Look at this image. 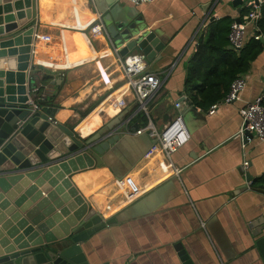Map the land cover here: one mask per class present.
I'll return each instance as SVG.
<instances>
[{
    "label": "crops",
    "instance_id": "obj_1",
    "mask_svg": "<svg viewBox=\"0 0 264 264\" xmlns=\"http://www.w3.org/2000/svg\"><path fill=\"white\" fill-rule=\"evenodd\" d=\"M10 1L16 15L20 12L16 1ZM233 2L154 0L139 7L128 0L38 3L40 20L34 24L29 70L34 87H40L45 97L31 93L30 101L38 111L55 110L53 119L72 129L77 142L91 143L88 153L109 145L102 157L105 166L78 172L71 179L90 208L113 219L81 244L91 263L182 264L177 248L181 244L193 264H264L257 246L264 236V188L257 184L264 178V144L255 136L251 142L238 136L240 110L264 96V51L243 76L247 85L239 100L221 105L213 115L193 107L185 87L190 60L210 23L240 18L247 4L244 0L236 7ZM109 3L140 20L165 44L148 64V72L163 82L149 101V117L161 132L181 112L191 134L190 142L170 158L147 133L137 134L149 119L138 111L131 92H118L124 77L116 66L118 50L103 15ZM0 15L6 16L4 11ZM95 24L103 25V34L91 32ZM8 60L0 57V72L8 71ZM46 102L50 104H40ZM103 169L112 182L126 180V194L133 190V198L126 195L128 202L109 215L100 210L98 198L106 201L111 195H104L96 182L86 193L75 181L77 175ZM38 180L41 177L28 181L17 197ZM6 212L0 209L1 215ZM254 223L263 230L260 236L253 234Z\"/></svg>",
    "mask_w": 264,
    "mask_h": 264
},
{
    "label": "water",
    "instance_id": "obj_2",
    "mask_svg": "<svg viewBox=\"0 0 264 264\" xmlns=\"http://www.w3.org/2000/svg\"><path fill=\"white\" fill-rule=\"evenodd\" d=\"M1 1L0 14L4 11L6 16L0 15V49L9 50L0 52V57L9 58V68L0 72V209L7 210L0 214V264H93L81 244L113 219L90 208L71 179L78 172L105 166L102 157L109 145L101 144L88 153L91 143L84 146L76 141L72 129L50 121H56L55 110L30 108L35 85L29 70L31 45L42 0H15L20 11L16 15L12 14L10 0ZM243 4V0L233 2L236 7ZM106 6L103 15L120 56L137 51L147 64L152 63L165 48L162 40L116 5ZM208 8L206 5L202 9ZM236 22L241 23V19ZM261 41L264 45V38ZM38 177L41 180L17 197L28 181ZM255 226L251 225L253 234L260 236L263 230ZM257 246L264 257V236ZM177 248L181 263L193 264L182 245Z\"/></svg>",
    "mask_w": 264,
    "mask_h": 264
},
{
    "label": "built area",
    "instance_id": "obj_3",
    "mask_svg": "<svg viewBox=\"0 0 264 264\" xmlns=\"http://www.w3.org/2000/svg\"><path fill=\"white\" fill-rule=\"evenodd\" d=\"M152 1L154 0H128V2L135 7ZM263 4L264 0H248L246 6H251L250 13L241 19V23H237L235 20L230 27L228 35L230 49L240 51L244 48L248 39V29H256V23L260 17V8ZM91 32L93 34H103V25L95 24L92 26ZM254 38L256 40H262V36L256 35ZM114 53L116 66L124 77V85L119 88L118 92H131L137 104L138 111L144 113L149 119L146 128L139 130L137 134L147 133L151 139L157 141L156 144L162 149L164 156L170 158L191 140V134L186 126L183 114L180 112L173 120L164 126L161 132H158L150 120L148 104L161 89L163 82L156 74L148 72V64L142 56L128 55L126 57H121L118 51L114 50ZM246 85V80L243 77L234 80L230 87L229 94L225 99L210 108V114L213 115L221 105H230L238 101ZM40 90V87H33L31 93L39 94L40 99H44L45 96L41 94ZM30 105L34 111L39 110L34 101H30ZM176 107L180 108L181 104H176ZM240 116L241 127L238 136L243 142H251L252 139L249 134H253L264 144V106L262 105V97H258L255 101L247 103L240 110ZM50 121L54 124H58L52 119H50ZM244 165L248 166V163L245 162ZM175 172L179 174L181 170L176 169ZM249 185H251V182H249Z\"/></svg>",
    "mask_w": 264,
    "mask_h": 264
},
{
    "label": "trees",
    "instance_id": "obj_4",
    "mask_svg": "<svg viewBox=\"0 0 264 264\" xmlns=\"http://www.w3.org/2000/svg\"><path fill=\"white\" fill-rule=\"evenodd\" d=\"M250 11L251 8L248 5L244 6L240 19H243ZM235 20L223 18L210 23L207 33L200 38L189 63L185 85L193 107L206 111L225 99L233 81L248 74L251 64L264 51L261 39L254 38L256 35L264 38V4L260 8L256 31L248 29V36L253 35L247 39L246 45L240 51L230 49L228 41L230 27ZM40 104L49 105L50 103ZM262 105L264 106V96ZM142 116L146 118L144 114ZM257 184L264 188V178Z\"/></svg>",
    "mask_w": 264,
    "mask_h": 264
},
{
    "label": "bare ground",
    "instance_id": "obj_5",
    "mask_svg": "<svg viewBox=\"0 0 264 264\" xmlns=\"http://www.w3.org/2000/svg\"><path fill=\"white\" fill-rule=\"evenodd\" d=\"M75 181L86 193L89 192L90 186L96 182L98 184L97 188L101 189L104 195H111L110 198L107 199L108 201H105L102 197H100V199L98 198L100 210H104L108 215L128 202V200H126V195L129 197V200L133 198V190L126 194V180L123 183L112 182L111 175L105 169L77 175Z\"/></svg>",
    "mask_w": 264,
    "mask_h": 264
},
{
    "label": "rangeland",
    "instance_id": "obj_6",
    "mask_svg": "<svg viewBox=\"0 0 264 264\" xmlns=\"http://www.w3.org/2000/svg\"><path fill=\"white\" fill-rule=\"evenodd\" d=\"M245 2H248V0H245ZM116 42H122L120 39H116ZM117 44H120V43H117ZM115 47L117 48V50L119 51L120 50V48H119V46L118 45H115ZM186 123V122H185ZM155 143H157V141L154 139L153 140Z\"/></svg>",
    "mask_w": 264,
    "mask_h": 264
}]
</instances>
